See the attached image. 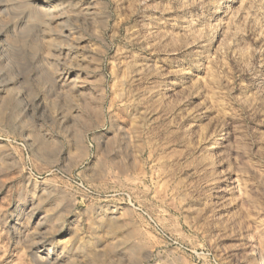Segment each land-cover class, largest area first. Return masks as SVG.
<instances>
[{
    "label": "rangeland",
    "instance_id": "1",
    "mask_svg": "<svg viewBox=\"0 0 264 264\" xmlns=\"http://www.w3.org/2000/svg\"><path fill=\"white\" fill-rule=\"evenodd\" d=\"M0 38V264L264 254V0H0Z\"/></svg>",
    "mask_w": 264,
    "mask_h": 264
},
{
    "label": "bare ground",
    "instance_id": "2",
    "mask_svg": "<svg viewBox=\"0 0 264 264\" xmlns=\"http://www.w3.org/2000/svg\"><path fill=\"white\" fill-rule=\"evenodd\" d=\"M0 40H1V38H0ZM61 40H63V39H61ZM4 48V47H3ZM2 48V49H3ZM2 55V54H1ZM66 58V57H65ZM0 59H2V58H0ZM3 65V64H2ZM4 66V65H3ZM1 68V67H0ZM4 68V67H3ZM4 72V71H3ZM263 75H264V71L263 70H259V71H257V73H256V79H261L262 77H263ZM1 76V75H0ZM2 79V78H1ZM64 80V79H63ZM74 81V80H73ZM2 82V81H1ZM65 82H66V80H65ZM75 83V82H74ZM4 84V83H3ZM8 84V83H7ZM7 84H4V85H6L7 86ZM14 87V86H13ZM17 87V86H16ZM8 89V88H7ZM13 89V88H12ZM10 90V89H9ZM16 90V94L17 95H19V96H21V93H20V91H19V89H15ZM9 92V91H8ZM7 92V93H8ZM13 92V91H12ZM7 95V94H6ZM8 96H9V93H8ZM10 96H12V95H10ZM18 97V96H17ZM21 98V97H20ZM14 101H16V100H14ZM22 101H24V96H23V98H22ZM26 102H28V101H26ZM26 102H24V103H26ZM21 103V102H20ZM23 104V103H22ZM25 106V105H24ZM26 107V106H25ZM28 107H29V105H28ZM25 110V109H24ZM28 110V109H27ZM217 149H218V147H217V144L215 143V142H213L209 147H208V149H207V152L209 153V154H215L216 152H217ZM221 175H223V176H227V171L225 170V169H223L222 171H221ZM50 252H51V249H49V251H48V253H49V255H50ZM43 257V256H42ZM41 257V258H42ZM251 263L252 264H264V254L262 253V252H260L258 249H255L254 251H253V254H252V256H251ZM43 259V258H42ZM45 259H47V258H45ZM49 262V261H48ZM117 262V261H116Z\"/></svg>",
    "mask_w": 264,
    "mask_h": 264
}]
</instances>
